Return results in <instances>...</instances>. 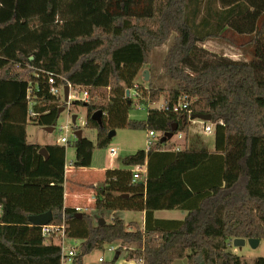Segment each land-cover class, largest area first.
<instances>
[{
	"label": "trees",
	"instance_id": "trees-1",
	"mask_svg": "<svg viewBox=\"0 0 264 264\" xmlns=\"http://www.w3.org/2000/svg\"><path fill=\"white\" fill-rule=\"evenodd\" d=\"M171 36L162 69L176 86L166 104L186 96L191 115L210 113L214 151L164 147L174 123L189 137L187 112L129 116L127 88ZM210 39L250 48L252 57L211 54L200 46ZM44 71L58 75V85L87 87L89 99L75 103L86 106L98 147L118 127L159 133L150 148L122 159L126 169L107 170L95 187L96 220L65 207L66 146L27 141L29 121L53 126L66 106L49 93ZM160 96L150 89L151 101ZM98 110L102 125L92 119ZM0 123V264H61V246L29 221L49 210L50 224L65 222L66 235L82 240L72 264L117 240L137 244L125 256L142 264H250L227 247L238 237L264 240V0H0ZM74 146L72 166H91L93 141L83 136ZM146 160L143 179L133 181L131 168ZM194 171L204 186L196 192L186 178ZM123 209L145 210L147 221L155 210L188 212L171 228L129 230L117 216L101 223L106 211Z\"/></svg>",
	"mask_w": 264,
	"mask_h": 264
},
{
	"label": "rangeland",
	"instance_id": "rangeland-1",
	"mask_svg": "<svg viewBox=\"0 0 264 264\" xmlns=\"http://www.w3.org/2000/svg\"><path fill=\"white\" fill-rule=\"evenodd\" d=\"M172 43V36L160 47H157L152 54L151 62L146 65L145 69L149 70V80H144L143 72L140 73L136 82L142 84L143 86L150 89H161L160 99L157 101H151L150 99H140L134 100L132 104V109L130 111V118L137 120H144L147 117L148 109L150 107H157L166 104L169 99V90L176 86V82L170 79L163 71L162 64L164 57L168 51L169 46ZM205 48L209 53L218 56H227L235 60L248 61L252 57L250 48L242 47L231 41H225L220 39H210L206 43L200 45ZM60 98H62L60 96ZM34 100H31V105H33ZM64 107V106H62ZM65 109L58 114L55 125H53V130L45 129V126L38 124L34 121H29L27 125V141L34 144H61L60 138L67 132L65 126L68 124V120L71 119L73 115H77L75 123L71 121L68 129V136L70 142L66 145V160L68 163H72L75 158V146L74 142L77 140L75 131L81 129L83 136L89 138L95 144L94 147V165L97 168L102 166H121L122 159L137 150L146 149V129L144 128H123L118 127L115 130V134L110 137V143L107 147L101 148L96 145L97 140V130L91 129L86 126L87 121V109L84 104L72 103L71 105H66ZM183 133V132H182ZM197 136L199 140V145L208 146L211 145L213 138V133L206 134L202 130L200 123H194L193 126L190 125V134ZM185 133H183L182 138L179 135L174 134V136L168 140V143L164 145L165 148L184 147L185 143ZM111 148H115L117 153L114 156L110 155ZM89 174V173H88ZM184 210V209H183ZM176 218L180 220L185 217L182 216L178 211ZM166 214H171L167 212ZM172 215V214H171ZM109 221V219H106ZM56 237V236H54ZM46 242L56 243L61 245L62 239L56 237L55 239L48 238ZM82 243L81 239L72 238L66 236L63 239V245L66 250L70 248L80 249ZM134 247L137 246L135 243ZM129 243L114 242L113 244H103L102 246L96 247L91 253L82 256L81 264H103L100 258H103L105 264H118L122 259L126 258V250L130 248ZM113 245L116 250L110 251L109 247ZM122 249L123 251L117 254V250ZM227 249L241 257L242 262H248L253 264L254 261L260 257L264 256V240H261L256 247H251L246 243L242 247H237L233 244V239L228 244ZM124 257V258H123ZM127 259V258H126ZM122 262V261H121ZM172 264H187L186 259L177 260Z\"/></svg>",
	"mask_w": 264,
	"mask_h": 264
},
{
	"label": "crops",
	"instance_id": "crops-1",
	"mask_svg": "<svg viewBox=\"0 0 264 264\" xmlns=\"http://www.w3.org/2000/svg\"><path fill=\"white\" fill-rule=\"evenodd\" d=\"M129 116H130V113H129ZM191 126H193V125H191ZM146 134H147V131H146ZM82 135H83V132H82ZM196 137L197 136H195V135L193 136V134L191 133L189 135V137L186 136L184 143L193 144V145H197V146L201 147V145L198 144L199 140ZM210 138H213V140H212L211 145L208 146V149L210 151H214V133H213L212 137H210ZM145 143H146V141H145ZM59 145H64V144L61 143ZM66 151H67V149H66ZM215 159H217V158H215ZM66 164L72 165V163H68L67 160H66ZM115 169H126V167L123 164L121 166H116V167L115 166H105V165L100 167V168L95 167V165H94V151H93L91 166L80 167V168H76L74 166H71V171L66 172V174H65V176H66V181L64 184V187H65V194H64L65 207H70V208H75V209L79 208V213L84 212V213L90 214V215L94 216V220H96L101 215V213L98 212L95 208V199H94L95 191H96L95 187L98 186L99 184H101L105 180L107 170H115ZM186 178L189 179V181H188L189 186L195 192L197 191L198 187H199V189L204 187L203 183L198 180V172L197 171L189 173L186 176ZM192 202L195 203V200H192ZM178 211H181L180 213L182 214L183 217H185L187 212H188L187 210H183V209L155 210L153 212L151 218H150L151 220L147 221V212L145 210L123 209V210L106 211L104 213V215H105L104 219H105V221H107L106 219H109V221H111L112 218L115 216L120 217L125 221L129 230H134L135 224H138L142 230H144L147 225H149V227H151V228L161 227V226L171 228V227H174L175 225H177V222H180L183 220V219L180 220L179 218L175 217V215H177V213H179ZM167 212L171 213L172 215L166 214ZM56 237H53L52 239H55ZM114 242H116V241H114ZM117 242H119V240H117ZM113 243H111V244H113ZM137 247L138 246L134 247V244L130 245V248H132V249L137 248ZM121 261L118 264H142L141 260H139V259L128 260V259L124 258ZM102 262L104 263V260Z\"/></svg>",
	"mask_w": 264,
	"mask_h": 264
},
{
	"label": "built area",
	"instance_id": "built-area-1",
	"mask_svg": "<svg viewBox=\"0 0 264 264\" xmlns=\"http://www.w3.org/2000/svg\"><path fill=\"white\" fill-rule=\"evenodd\" d=\"M44 74L46 75L48 82L50 84L49 88V93L53 96L56 97H62V101L66 103V105H71L73 102L75 103L76 101L80 102H86L89 99V92L87 87L83 85H78V84H72V83H67V84H56V80L59 78L58 75L54 74L53 72H48L44 71ZM65 86H68V98L67 100L64 99V88ZM129 91V95H127L129 98H131L133 101L134 100H140V99H149V93L150 90L149 88L143 86L142 84L138 82H134L133 85L129 88H127ZM32 88H29L27 91V97L29 99V103H31L32 100ZM190 103L186 100V96H180L176 102H174L171 106L164 104L162 106H157V107H150V108H156L162 111H165L167 113H172V114H180L183 112H187L189 116V120L191 121L192 124L194 123H200L202 126V130L206 134H211L214 131V124H212L210 121H203L200 119H192L191 118V110L189 109ZM31 106V104H30ZM66 107V106H65ZM31 115H35V113L30 110ZM71 119H69L67 122L68 124L65 126L66 133L60 138V142L64 144L65 146L70 142L69 136H68V129L69 125L71 124ZM179 135L180 138H182L183 133L179 132L176 133ZM76 135V132H75ZM159 133L153 129H147V134H146V149L150 148L151 145L156 141ZM180 147H176L175 149H179ZM117 153L115 148H111L110 154L111 156H114ZM71 164H66L65 165V171L69 172L71 171ZM132 171V178L133 181L137 180H142L143 176L145 175L147 171V160L143 165H136L133 168H131ZM95 199V197H94ZM76 210L79 212V208H76ZM42 229V234L46 238H53L54 236H58L62 239L61 243V264H72L74 261V258L78 252L76 248H70L66 250L63 245V239L67 236L66 235V224L63 222L62 224H46V225H41L40 226ZM49 243V242H47ZM110 251H115L116 248L111 245L109 247ZM100 261H103V258H100Z\"/></svg>",
	"mask_w": 264,
	"mask_h": 264
},
{
	"label": "water",
	"instance_id": "water-1",
	"mask_svg": "<svg viewBox=\"0 0 264 264\" xmlns=\"http://www.w3.org/2000/svg\"><path fill=\"white\" fill-rule=\"evenodd\" d=\"M143 77H144V80H149V70L148 69L143 70ZM126 95H129L128 90L126 91ZM67 98H68V86H65L64 99L67 100ZM64 109H65L64 107H60L58 110V114H60V112H62ZM76 118H77V115H73L72 122L75 123ZM191 118L200 119L203 121H211L212 115L210 113H195V114H192ZM92 119L96 120L100 125H102V111L101 110L96 111L92 115ZM0 127H1V123H0ZM45 129L53 130V127L45 126ZM177 130H178V123H174L171 127V130L165 133V137H168L169 139H171L174 136V134L177 132ZM114 134H115V130L113 129L108 133L109 138ZM76 136H77V139H81L83 137L81 129L76 130ZM79 215L81 216V214ZM51 220H52V212L50 210L45 213L29 216V221L32 224L38 225V226L49 224ZM100 220H101V223L105 222L104 218H101ZM259 242H260V239L252 238V237L251 238L238 237V238L233 239V244L237 247H242L246 243H248L251 247H256L259 244Z\"/></svg>",
	"mask_w": 264,
	"mask_h": 264
}]
</instances>
